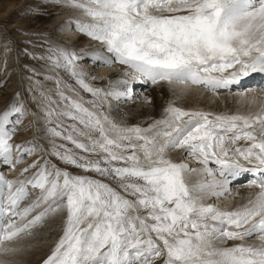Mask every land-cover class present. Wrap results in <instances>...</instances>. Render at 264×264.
<instances>
[{"label": "snow or ice", "instance_id": "1", "mask_svg": "<svg viewBox=\"0 0 264 264\" xmlns=\"http://www.w3.org/2000/svg\"><path fill=\"white\" fill-rule=\"evenodd\" d=\"M45 6L78 13L67 24L99 50L77 52L40 38L43 53L32 58L57 74L45 77L54 79L56 98L40 90L32 113L38 124L43 113L48 126H38L37 135L44 132L47 146L13 143L28 105L19 92L0 97V164L15 168L41 148L47 156L16 179L0 174V264H29L32 242L53 225L58 238L42 264H264V92H240L246 112L213 114L170 103L147 127L104 112L108 97L134 99L136 80L166 84L174 94L215 93L264 74V0H48ZM82 61L123 65L129 78L109 90L94 87ZM60 70L74 81L63 87L76 98L61 90ZM179 150L203 167L177 162L172 154ZM192 173L204 179L190 182ZM242 175L255 189L245 204L207 202L227 200ZM227 241L240 243L226 247Z\"/></svg>", "mask_w": 264, "mask_h": 264}, {"label": "rangeland", "instance_id": "2", "mask_svg": "<svg viewBox=\"0 0 264 264\" xmlns=\"http://www.w3.org/2000/svg\"><path fill=\"white\" fill-rule=\"evenodd\" d=\"M47 4L48 0H0V46L2 45L0 47V56L2 55L0 62V73H3L2 78H0V97H2L5 101L11 100L12 97L17 92H19L20 98L27 102L29 110V114L27 116L32 118L36 117L32 113L37 108V103L39 102L38 92L40 90H43L46 93L50 92L53 97L56 98V84L54 79H45V77H54L57 74L50 72L45 67V61L32 58L33 54L38 56L43 53V49L39 47V45L43 43L40 38L44 37L49 38L54 42H63L61 46L66 47L70 50H75L77 52H80V50L85 51V49L75 46V41L73 42L69 39L70 36H67L69 34V27L72 28V31L70 33L71 36L75 35L76 38H83L85 40L86 38H88L87 36H84L81 33L75 31L74 25L69 26L66 23L69 18L72 19V17H69L71 11H66L58 7L45 6ZM89 40L90 39H88V41ZM95 47H97V42H95ZM87 52L88 50L85 51V53ZM84 64L87 65V62L82 61L81 67L87 73H89L88 82L94 87L109 90L110 85L106 82V79L101 76L97 77L95 74L99 71L100 67L94 66L93 69L92 67L85 68ZM89 64L91 65V63ZM59 76L62 78L61 90H63L67 95L76 98L75 96H73V93L69 92L67 88L63 87L64 82L74 84V81L67 75V73L63 72V70L59 71ZM91 77H96V79H91ZM147 86L149 85L144 84L143 87L141 86L144 92L148 91V89H146ZM76 87L78 88V86ZM12 88L16 89L14 93L7 92ZM79 91L80 94L86 99H91L89 93L83 92V90ZM220 93L224 92H219L217 93V95H220ZM225 93L232 94L234 92L230 91ZM112 103L118 104L119 101L113 97H108L106 103L104 104V112L110 118L112 116L110 115V111L108 109L112 105ZM129 103L131 104V102ZM152 103V101H146V104L149 107L148 109L153 110L154 106L151 105ZM44 104L45 106H47V101H45ZM139 104L144 106L143 103ZM85 106L90 107L89 105ZM52 107L55 108L56 105H52ZM112 119H114V117H112ZM115 121H117L116 118ZM55 122V117H53V123L55 124ZM65 122L68 123L69 121ZM122 123L131 126V123ZM25 126L23 125L19 129L20 125H18L17 127L19 131L17 134L21 132V134L27 135L29 129L27 128V130H25ZM37 126H39L42 130L46 129L48 126L44 123L43 113H40V120L39 124L37 123ZM36 140L41 142L44 146L48 145V140L44 138L43 131H41V134ZM13 143H23V141H19L14 138ZM30 158L31 156L27 157V159ZM52 160L60 167H66L63 164H60L59 161H56L54 157L52 158ZM184 161L185 159H183V162ZM210 165L211 164H209V166ZM19 166L15 167V169ZM8 169L10 170V168H6V166L0 164V174L6 175V173H4L3 171H9ZM68 170L76 172L77 174H83L80 173L79 170L73 169L71 167H68ZM19 171L16 172V170H14L16 176L18 175ZM16 176L9 177V179H16ZM245 181H247V179L244 180V182L235 185H239L238 187H245L248 183V181Z\"/></svg>", "mask_w": 264, "mask_h": 264}, {"label": "bare ground", "instance_id": "3", "mask_svg": "<svg viewBox=\"0 0 264 264\" xmlns=\"http://www.w3.org/2000/svg\"><path fill=\"white\" fill-rule=\"evenodd\" d=\"M11 9V8H10ZM9 9V10H10ZM17 11V10H16ZM69 17H72V19L79 18V14L71 11ZM68 19V18H67ZM70 19V18H69ZM67 23V22H66ZM70 36L71 41H75V46L84 48L86 50H99L97 47H95V42L88 41L89 38L83 39V38H76L75 35L71 36V34L67 35ZM2 46V45H1ZM0 46V47H1ZM4 49V48H3ZM2 52V51H1ZM3 54V53H2ZM0 56V62H1ZM9 64V63H8ZM7 64V65H8ZM85 68H91L93 69L94 65L91 63L84 64ZM231 71V70H229ZM1 72V70H0ZM128 72V69L125 66H121L119 64H113L110 67H100L99 71L96 74L97 77L101 76L106 79V82L110 85V89L114 87H119V84L117 81L122 79H128L129 77L126 75ZM255 73H252L248 77L241 78L240 82L246 81L243 89H238L237 86H231V89H219L217 92L213 93L208 90H204L202 88H193L187 93H180L177 91L175 94L171 87L168 85H152L150 83H143L139 80L133 81V96L134 99L129 101H124L123 99L118 100V104L112 103V105L109 107L110 115L117 119L116 122L122 123V122H128L131 123L130 125H139L141 127H147L148 124H151L154 120L161 119L164 115V110L168 107V105L171 103L175 106H179L182 109L185 110H198V111H205L210 112L213 114H224V113H235L237 111L240 112H246L248 110L247 105H241L238 103L240 99V92L243 90L244 94L248 97H251L253 95H258L262 92H264V82L263 80L256 78L254 76ZM133 75H137L133 73ZM227 75V73H225ZM3 73H0V78H2ZM107 84V85H108ZM143 84V85H142ZM144 84H147L149 86L146 87L148 91L144 92L141 88ZM250 84V85H249ZM177 89L180 88V86H174ZM15 88L9 89L7 92L14 93ZM141 90V91H139ZM233 91L234 93L228 94L225 92ZM141 92V93H139ZM219 92L220 95H217ZM217 95V96H216ZM117 100V99H116ZM152 101L153 103L151 105L154 106L153 110L148 109V105L146 104V101ZM131 102V104L129 103ZM139 103H143L144 106L140 105ZM119 105V106H118ZM257 106H253L252 110H256ZM111 117V119H112ZM27 125V128L29 129V132L27 135L17 134L15 137L16 140L23 141H32L36 140L38 138L37 135V118L34 117H28L23 120V122L20 124L19 129L23 125ZM20 138V139H19ZM38 141V140H36ZM39 144L42 145L41 142L38 141ZM243 144V142H240ZM44 146V145H43ZM173 159H175L177 162H183L184 152L183 150H179L172 154ZM37 158H47L46 153L43 151V148H41L38 156L34 155L31 156L30 159H25V162L22 163L18 168L11 169L12 167H6L10 168L9 171H3L6 173L7 178L16 176V173L14 170L21 171L23 168L27 167L29 163H31L33 160ZM189 167L194 169H200L203 167V165L198 164L195 160L191 158L185 159L183 162ZM213 166H209L213 168V170H217V166L215 164L210 163ZM19 171V173H20ZM14 172V173H13ZM19 173L16 176L19 177ZM11 175V176H10ZM26 175H31V173H28ZM11 179V178H10ZM198 179H204L203 176H198L196 173H192L189 176L190 182H195ZM210 179V178H209ZM249 180L248 175H242L238 178L237 181H234L232 185H230L231 194L228 195L227 200H214L210 199L207 202L208 203H215L217 207L220 208H234V207H240L243 204L247 202V197L250 192H254L255 189H251L248 186L245 187H238L235 184H240L239 182H244V180ZM247 227V226H246ZM59 226L53 225L51 231H43L42 235L32 243L34 244V248L32 250V253L27 259L29 260V264H42V260L46 258L47 254L49 253V249L53 246L55 243V240L58 238L57 233L59 232ZM240 243L239 241H227L224 246H232L233 244ZM247 243H257L255 239L248 240Z\"/></svg>", "mask_w": 264, "mask_h": 264}]
</instances>
